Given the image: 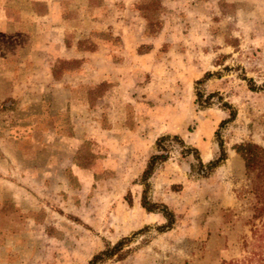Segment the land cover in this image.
Returning a JSON list of instances; mask_svg holds the SVG:
<instances>
[{
    "label": "rangeland",
    "instance_id": "374dc122",
    "mask_svg": "<svg viewBox=\"0 0 264 264\" xmlns=\"http://www.w3.org/2000/svg\"><path fill=\"white\" fill-rule=\"evenodd\" d=\"M34 1L49 6L45 17L32 13ZM138 1L0 0V42L15 30L32 39L14 62L0 54V264H87L126 236L130 252L98 264H222L249 256L252 231L264 229L237 197L244 166L231 148L264 146V90L243 79L264 81V0H161L154 37L143 35ZM66 31L96 51L76 52V39L65 47ZM57 57L84 63L54 81ZM101 81L112 86L90 101L87 87ZM196 90L211 94L208 106ZM223 102L236 116L220 127ZM216 131L227 157L209 176L174 144L150 177V199L175 214L159 231L165 219L141 207L138 182L156 138L178 134L207 163L220 155ZM84 141L100 155L88 169L72 162Z\"/></svg>",
    "mask_w": 264,
    "mask_h": 264
},
{
    "label": "trees",
    "instance_id": "16d2710c",
    "mask_svg": "<svg viewBox=\"0 0 264 264\" xmlns=\"http://www.w3.org/2000/svg\"><path fill=\"white\" fill-rule=\"evenodd\" d=\"M39 4V2L34 1L32 3V10L37 15H43L46 12V8L43 7V9H38L37 6ZM89 6H92L91 2L89 3ZM136 10L145 20L143 29L144 37L156 36L162 29V14L164 13V11H166V7L162 4V1L139 0L136 3ZM62 17L64 18V20H67L68 18L64 13L62 14ZM104 34L105 33L102 31L92 33L93 36L99 39H102V36ZM1 36L7 39V41L0 42V54L4 58V60L8 62L16 61L20 49L28 47L32 43L31 36L24 32H18L13 35L2 34ZM21 37H23L24 41L19 42ZM109 38H113L111 34H109ZM75 39L76 44L74 50L76 52L81 53L96 51L97 44L93 40L87 38H77L74 33L68 31H66L63 35V43L65 47H72L73 41ZM10 55L12 56V58H9ZM221 58H223V56ZM83 63V57H57L50 67L51 76L54 81H58L64 74L79 69ZM212 75L213 72L206 71L202 78L196 81V84H201L205 79L210 78V76ZM243 79L247 81L248 87L251 90H264V81L260 86H256L253 83L252 79L247 77H243ZM110 86L112 85L109 82L101 81L100 83L92 87H87L89 100L91 101L93 98L101 97ZM195 95V100L196 102H198V104H200L201 106L209 105L211 94H208L204 97L201 92L196 90ZM222 106L228 109V117L220 121V127L224 126L227 122L234 120L236 116L235 109H233V107L229 103L223 102ZM216 135L218 136L220 155L207 163H203L198 148L187 144L178 134H163L156 138L154 142L155 152L148 157L146 165L138 178V182L142 186L140 194L141 207L144 208L147 212H158L165 219V222L158 227L159 231H165L172 228L175 222V214L171 209H169L166 204L155 202L150 199L148 195V192L150 190V177L153 175L154 171L158 168L159 165L169 159V149L170 147H173L174 144H177L181 147L180 154L182 157L191 155L196 160V164H191V169L193 172L201 177L209 176L212 171L216 167H218L227 157L226 151L223 147V141L220 138L218 131H216ZM89 144V141H84L76 150L72 158L73 164H75L80 169L90 168L92 164H94L95 161L100 158V155L92 152L89 149ZM231 148L241 158L244 166V182L238 192H236L237 197L239 199L245 198L249 202L251 219H253L254 221H261L264 217V146L253 141H242L239 143H235ZM129 195L130 192L128 191V196ZM128 202H130V197H128ZM255 225L256 224L253 223V226ZM262 226H264V222L262 223ZM144 230L145 227L133 232V235L135 236L137 234H140ZM252 233L256 234V243H253V249L250 251V255L244 257L243 259L223 260L222 264H264V249H261L262 247H264V229L258 230L257 227H255ZM129 241L130 237L126 236L118 239L113 244L107 242L104 249L93 254L88 260L87 264H98L112 257H116L117 259L124 258L130 252V249H124L126 243Z\"/></svg>",
    "mask_w": 264,
    "mask_h": 264
},
{
    "label": "crops",
    "instance_id": "0c3cea01",
    "mask_svg": "<svg viewBox=\"0 0 264 264\" xmlns=\"http://www.w3.org/2000/svg\"><path fill=\"white\" fill-rule=\"evenodd\" d=\"M45 8H46V12H45L43 15H37L34 11H32V13H33L35 16H37V17H45V16L49 13V6L46 5ZM61 17H62V16H61ZM14 21H15V20H14ZM15 31H16V30H15ZM15 31H14V32H15ZM14 32H13V34L16 33V32H15V33H14Z\"/></svg>",
    "mask_w": 264,
    "mask_h": 264
}]
</instances>
